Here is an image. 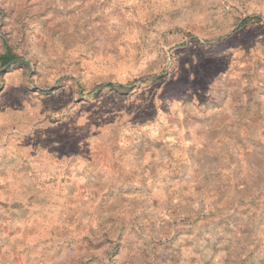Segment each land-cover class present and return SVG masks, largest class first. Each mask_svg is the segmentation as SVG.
<instances>
[{"label":"rangeland","instance_id":"374dc122","mask_svg":"<svg viewBox=\"0 0 264 264\" xmlns=\"http://www.w3.org/2000/svg\"><path fill=\"white\" fill-rule=\"evenodd\" d=\"M6 49L86 121L0 155V264H264V0H0Z\"/></svg>","mask_w":264,"mask_h":264},{"label":"crops","instance_id":"0c3cea01","mask_svg":"<svg viewBox=\"0 0 264 264\" xmlns=\"http://www.w3.org/2000/svg\"><path fill=\"white\" fill-rule=\"evenodd\" d=\"M20 64L16 62L0 68V155L10 156L18 149L16 153L22 156L26 148H36L34 163H43L54 173L65 172L74 163L72 138L76 128L86 121L85 115L76 112L74 100H70L65 88L27 86L24 67ZM108 82L121 84L124 88L100 87ZM96 88L98 93L101 90L124 93L130 85L106 81L98 83ZM79 101L83 102L82 99ZM28 134L29 140L26 139ZM13 137H19V140H12ZM34 137L44 141L37 144L32 140Z\"/></svg>","mask_w":264,"mask_h":264},{"label":"trees","instance_id":"16d2710c","mask_svg":"<svg viewBox=\"0 0 264 264\" xmlns=\"http://www.w3.org/2000/svg\"><path fill=\"white\" fill-rule=\"evenodd\" d=\"M251 20L259 21L260 17L258 15H249L246 18L242 19L239 25L244 24ZM20 60L21 59L17 57L14 53H12L9 49H6V51L3 54H0V68L4 69L13 63L20 62ZM20 63H22V61ZM101 86L108 87L110 89H116V90H121L124 88V86L121 84H114L110 82L103 84V85L101 84L100 87Z\"/></svg>","mask_w":264,"mask_h":264}]
</instances>
